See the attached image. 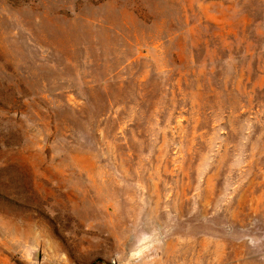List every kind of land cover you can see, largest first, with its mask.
Segmentation results:
<instances>
[{"label":"rangeland","instance_id":"1","mask_svg":"<svg viewBox=\"0 0 264 264\" xmlns=\"http://www.w3.org/2000/svg\"><path fill=\"white\" fill-rule=\"evenodd\" d=\"M0 264H264V0H0Z\"/></svg>","mask_w":264,"mask_h":264}]
</instances>
